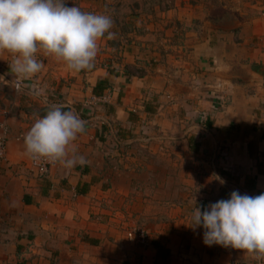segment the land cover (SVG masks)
Returning a JSON list of instances; mask_svg holds the SVG:
<instances>
[{"label":"crops","instance_id":"crops-1","mask_svg":"<svg viewBox=\"0 0 264 264\" xmlns=\"http://www.w3.org/2000/svg\"><path fill=\"white\" fill-rule=\"evenodd\" d=\"M115 3L134 11L91 70L38 52L21 81L0 50V264H264L205 245L192 222L233 191L264 193V0ZM51 105L87 122L69 148L87 163L38 177L24 137ZM134 224L149 245L128 238Z\"/></svg>","mask_w":264,"mask_h":264},{"label":"clouds","instance_id":"clouds-1","mask_svg":"<svg viewBox=\"0 0 264 264\" xmlns=\"http://www.w3.org/2000/svg\"><path fill=\"white\" fill-rule=\"evenodd\" d=\"M112 26L110 16L67 7L66 0H0V50L15 57L10 67L21 81L42 70L38 52L54 56L73 72L91 70L98 41L105 34L112 38ZM32 93L41 96L44 89L34 84ZM86 123L63 105H51L26 133V155L37 162H59L68 170L85 165L83 156H69V148L85 133ZM192 222L204 229L205 245L245 250L264 259V193L233 191L229 199L209 204L203 212L197 207Z\"/></svg>","mask_w":264,"mask_h":264},{"label":"built area","instance_id":"built-area-1","mask_svg":"<svg viewBox=\"0 0 264 264\" xmlns=\"http://www.w3.org/2000/svg\"><path fill=\"white\" fill-rule=\"evenodd\" d=\"M18 87L19 90L23 89L21 81L15 83V88L18 89ZM108 98V94L103 95L101 97V101L105 102ZM0 129H2L0 133V161H2L6 156L8 135L4 126H0ZM57 163L58 162L52 163L48 161L37 162L31 159L32 169L38 177H45L49 175L51 168ZM126 232L130 240L135 241L143 246H147L151 243V233L143 226L137 224L131 225L126 229Z\"/></svg>","mask_w":264,"mask_h":264},{"label":"rangeland","instance_id":"rangeland-1","mask_svg":"<svg viewBox=\"0 0 264 264\" xmlns=\"http://www.w3.org/2000/svg\"><path fill=\"white\" fill-rule=\"evenodd\" d=\"M92 1L95 2L96 5L95 7L93 5H89L87 0H66V6L67 7L78 6L84 12L95 13V14H106L111 17L113 21V25L116 23V21L123 20L127 15L130 14V12L134 11L131 6L117 5L115 3V0H92ZM110 1H112V4H109ZM143 1L148 3L150 2V0H143ZM144 6L145 9L148 8V5H144ZM141 8L144 9V7Z\"/></svg>","mask_w":264,"mask_h":264},{"label":"trees","instance_id":"trees-1","mask_svg":"<svg viewBox=\"0 0 264 264\" xmlns=\"http://www.w3.org/2000/svg\"><path fill=\"white\" fill-rule=\"evenodd\" d=\"M16 89V88H15ZM17 90V89H16ZM18 91V90H17ZM48 109V107H46V108H43L42 110H41V112H42V114L44 115L45 114V112H46V110ZM64 110H68V109H65L64 108Z\"/></svg>","mask_w":264,"mask_h":264}]
</instances>
